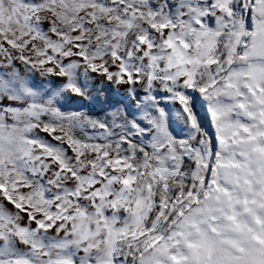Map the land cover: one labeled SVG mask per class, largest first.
Returning a JSON list of instances; mask_svg holds the SVG:
<instances>
[{"label":"snow or ice","instance_id":"1","mask_svg":"<svg viewBox=\"0 0 264 264\" xmlns=\"http://www.w3.org/2000/svg\"><path fill=\"white\" fill-rule=\"evenodd\" d=\"M0 264H264V0H0Z\"/></svg>","mask_w":264,"mask_h":264}]
</instances>
